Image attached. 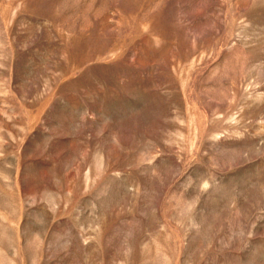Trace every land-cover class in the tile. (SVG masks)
I'll return each mask as SVG.
<instances>
[{
    "label": "rangeland",
    "instance_id": "374dc122",
    "mask_svg": "<svg viewBox=\"0 0 264 264\" xmlns=\"http://www.w3.org/2000/svg\"><path fill=\"white\" fill-rule=\"evenodd\" d=\"M0 264H264V0H0Z\"/></svg>",
    "mask_w": 264,
    "mask_h": 264
}]
</instances>
